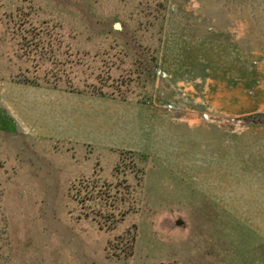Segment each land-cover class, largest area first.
Returning a JSON list of instances; mask_svg holds the SVG:
<instances>
[{"label":"rangeland","instance_id":"rangeland-1","mask_svg":"<svg viewBox=\"0 0 264 264\" xmlns=\"http://www.w3.org/2000/svg\"><path fill=\"white\" fill-rule=\"evenodd\" d=\"M35 78L127 101L69 93L81 141L0 104V264H264V0H0V92Z\"/></svg>","mask_w":264,"mask_h":264},{"label":"crops","instance_id":"crops-1","mask_svg":"<svg viewBox=\"0 0 264 264\" xmlns=\"http://www.w3.org/2000/svg\"><path fill=\"white\" fill-rule=\"evenodd\" d=\"M51 90L53 91H48V88L44 87L28 88L24 86H11L7 89L3 88L0 92V99L2 102L0 104L6 107L24 134H26L25 130L32 128V132H36L37 135L49 134L52 137L70 139L72 131H77L82 133V135L74 140H83L82 138H85V128L87 126V120L84 118L86 114L85 109H81V106H78V110H75V107L74 110H72V101L69 92L66 93L62 90L61 92L55 89ZM11 92H14V96L20 97V99H16L14 108L9 105L6 106L8 102H5L6 98L4 99L1 96H9L8 94ZM73 97L81 100L86 98V95L76 94L73 95ZM112 101L115 100L113 99ZM72 111L76 114V118L71 117ZM96 123L98 122H94V126ZM45 128L52 130L49 132ZM126 151L138 152L134 150Z\"/></svg>","mask_w":264,"mask_h":264},{"label":"trees","instance_id":"trees-1","mask_svg":"<svg viewBox=\"0 0 264 264\" xmlns=\"http://www.w3.org/2000/svg\"><path fill=\"white\" fill-rule=\"evenodd\" d=\"M24 38H25V36H22V39H24ZM44 42L45 41H42V37L41 36H39L37 38V43L38 44H36L37 49H35L36 50L35 52H39V53L43 54L44 49L47 48L49 53H51V54L54 53V50H53L54 48L50 46L51 44H47V47H45ZM39 45L41 47H40L39 51H37L38 48H39ZM151 62H153V67H151V71H149V73H151V75H154V73L156 71V68H157V63H154V58H153V61H151ZM141 64H143L142 66H144V67L146 65L145 63H141ZM100 82L101 81H99V80L97 81V83L102 84ZM21 83L26 84V85H30L31 84V85L36 86V87H46V86H41V84H40V82H38L37 78H35L31 82L24 80V81H21ZM51 88L55 89V90H62V91L69 92V93H76V94L89 95V96H95V97H101V98L119 99L121 101H127V97L124 96V95L114 94L113 92L110 93V94H105V93L102 92V89H98L96 91H90V90L87 91L85 88L84 89H80V90L79 89L75 90L72 87H70V83H68L64 88H58L56 85H53ZM138 102L142 103V104H147L146 100L138 101ZM241 120L244 121V122L252 123V124H262V123H264V116L262 114H255V115H251V116L249 115V116L243 117ZM119 153H120L119 159H121V160L123 159V157L126 154L130 155L132 157L134 163H135V167H136V165H138L137 161H136L137 159H140V158L143 159L144 157L145 158L148 157L145 154L138 153V152H133V151H125V152L120 151ZM141 161H143V160H141ZM137 169L143 175V173H142L143 169L139 168V167Z\"/></svg>","mask_w":264,"mask_h":264},{"label":"water","instance_id":"water-1","mask_svg":"<svg viewBox=\"0 0 264 264\" xmlns=\"http://www.w3.org/2000/svg\"><path fill=\"white\" fill-rule=\"evenodd\" d=\"M116 27H118V25Z\"/></svg>","mask_w":264,"mask_h":264}]
</instances>
